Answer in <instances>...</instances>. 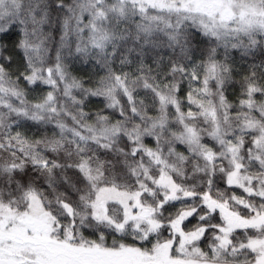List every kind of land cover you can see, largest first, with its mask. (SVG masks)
<instances>
[{
	"label": "snow or ice",
	"instance_id": "6c2138e0",
	"mask_svg": "<svg viewBox=\"0 0 264 264\" xmlns=\"http://www.w3.org/2000/svg\"><path fill=\"white\" fill-rule=\"evenodd\" d=\"M0 264H264V0H0Z\"/></svg>",
	"mask_w": 264,
	"mask_h": 264
}]
</instances>
